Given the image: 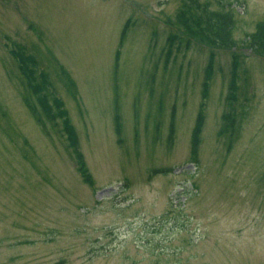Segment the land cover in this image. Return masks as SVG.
I'll list each match as a JSON object with an SVG mask.
<instances>
[{
    "label": "rangeland",
    "instance_id": "rangeland-1",
    "mask_svg": "<svg viewBox=\"0 0 264 264\" xmlns=\"http://www.w3.org/2000/svg\"><path fill=\"white\" fill-rule=\"evenodd\" d=\"M0 264H264V0H0Z\"/></svg>",
    "mask_w": 264,
    "mask_h": 264
},
{
    "label": "trees",
    "instance_id": "trees-1",
    "mask_svg": "<svg viewBox=\"0 0 264 264\" xmlns=\"http://www.w3.org/2000/svg\"><path fill=\"white\" fill-rule=\"evenodd\" d=\"M200 23L201 22H199V23L196 22V27H198V24H200ZM209 26H215L213 28V29H216V33H214V36L217 37L219 40L225 38L226 36H228L229 29L227 27H225L224 25H221V24L220 25L219 24L216 25V24H213V23H209L208 26H206V29H208ZM198 29L201 30L202 28L198 27ZM172 40L173 39H171V41ZM222 45L226 46V47H229V44H227V43H222ZM226 129H227V127H226ZM224 131H225V128L220 132V134L224 133Z\"/></svg>",
    "mask_w": 264,
    "mask_h": 264
}]
</instances>
